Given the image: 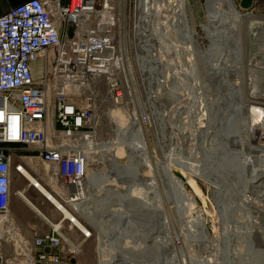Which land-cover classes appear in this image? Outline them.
Here are the masks:
<instances>
[{"label":"built area","instance_id":"2783aa9c","mask_svg":"<svg viewBox=\"0 0 264 264\" xmlns=\"http://www.w3.org/2000/svg\"><path fill=\"white\" fill-rule=\"evenodd\" d=\"M141 1L29 0L0 16V264H80L87 239L64 232L71 219L49 199L60 218L34 211L41 222L23 227L12 215L13 198L26 204L22 193L31 187L14 191V182L27 180V172L78 219L91 166L83 144L95 140L98 85L116 105L131 64L150 77H174L175 55L166 51L172 60L164 63L155 57L161 39L154 21L165 0H144L145 17ZM131 46L139 49L135 57ZM139 118L150 126V116Z\"/></svg>","mask_w":264,"mask_h":264},{"label":"bare ground","instance_id":"6f19581e","mask_svg":"<svg viewBox=\"0 0 264 264\" xmlns=\"http://www.w3.org/2000/svg\"><path fill=\"white\" fill-rule=\"evenodd\" d=\"M176 2H177L176 5H172L171 0H165L164 2L162 1L159 2V11H157L156 19L154 21V26H155V30L157 32L158 31L160 32L158 36L161 40L159 41V44L156 45L157 52L155 54V57L158 61L164 63L165 58L162 55V53H165L166 51H169L170 53L172 52L173 55H175L174 60L177 64L175 69L179 70L178 66H180L182 70L181 69L179 71L174 70L175 73L173 75L176 79L172 75L166 76V74H164V76L162 77L163 80L162 81L158 80L159 82L156 84H158V86H161L169 82L171 83V86L173 85L174 87H177L178 85L180 86L182 82L186 86V88L194 87L195 82L193 80L194 78L195 79L197 78L195 77L196 76L195 75L196 63L201 64L202 68H205L206 66L211 67L212 65L210 64L212 63L211 59H215L217 61L215 63L216 64L220 63L221 67L223 65L225 66L227 65L228 67L233 65L235 66V70L241 71V61L242 60H241L240 49L238 47L241 45H237V47H235L234 49H231L230 47L227 46V44L229 43L231 38H236L234 36V32L236 30V27H238L239 24L241 23V21L243 22L242 19L251 18V15L247 14V15L242 16L237 10L234 0H207L206 6H207L208 18H209L211 27H209L207 24L205 25L202 23L200 25V28L202 29L207 40L211 42V45L208 47V49L204 50L193 42V38L196 36V33H195L194 26L192 24V18L189 17L187 10H186L187 0H176ZM144 3L145 1L142 0L141 1L142 17H145L144 9H147ZM151 13L153 14L154 11H151ZM162 19H164V21H162ZM218 24H221L223 26V29L218 28L219 27ZM165 32L168 34L170 38L166 37ZM170 39L172 40V43H170L171 42ZM262 42L264 43V38L262 39ZM158 50L159 51L163 50L164 52L163 51L159 52ZM185 56L186 57L189 56L188 60H185L186 59ZM194 57L197 62H194L193 60ZM191 65H193V68H191ZM214 67L215 65L211 67V69L210 68L209 69L207 68V69L210 70L211 72V70L213 71ZM143 69L144 68L141 66V70ZM215 70H217L218 72L219 68L215 67ZM224 75L223 77H225ZM183 78L186 79L184 80L185 82L182 80ZM234 85L235 83H232L231 85H229L230 87L228 86L229 87L228 93H224V94L218 93L217 95L215 94L214 96V98L216 97L215 101H211L210 99L205 98L207 96H203L204 95L203 93L192 91V88L186 92L184 91V93H175L173 95L175 100L174 99L172 100H174V103L176 104V108H175V110L177 111L176 113H178V111L185 110L183 113L185 115L183 117H180V115L178 116V114L174 116L175 113L174 111H172L173 117H176L175 119L176 123L172 119V121L174 122L173 124H175L173 128L177 132L178 127H179L178 125H180L177 122L178 117L182 119L181 121H183V119L190 118L191 121H189L190 125H188L189 127H188L187 134L185 133V131H182V133H179L180 134L179 136L183 137L185 135L189 141H192V145L194 146L192 147L193 150L198 149L199 154L204 153L199 156V160L195 158V161H193V159L191 161L189 158H188L189 160L188 159L184 160L182 156L177 152L176 147L174 145H171L173 147H171L170 150H168V153L164 154V156L158 159V161L155 164L152 163L154 161L150 160L148 144H147L146 137L144 134L143 124L141 123L139 116L131 117L130 124L128 125V127H125V125L129 121V118L128 116L124 114V111L122 110V108L120 107V109L117 108L116 110L111 111L113 118L117 122V128H118V134L115 138V142L113 145H111L108 148L109 152L111 153V162H112L113 169L111 171H108L107 175L109 178L106 175V177L104 178L105 180L104 181L102 180L103 182L102 181L100 182L105 185V183L107 182L109 183V181L113 183H116V182L120 183V182L126 181L128 182L126 183L127 189L124 192L123 191L120 192L114 188H109L111 195H113L111 196L112 198L109 197V200L106 201V203H102L103 201H101L100 203L98 199H94L95 206L93 208H89L88 206H86L87 204L85 203L86 199H84L83 201H81L79 205H77V209L79 213L83 216V218L85 217V219H87V223H90V225L97 230L96 231L98 232L97 234H99V241L101 243L98 244L97 246V252L99 253V259L97 260V264H164V263H167V260H169L170 264H193L192 259H189L187 255L184 254V250L190 249V247L195 245V243H198L203 251H202V255L200 256V259L198 260V262L196 260L193 261L194 264H215L214 259L216 258L217 254H220L219 252L221 249L220 248L221 243L222 242L226 243V239H228L227 236H229L230 233H232L231 232L232 229H230V226H229L230 221H227L228 219L224 220L226 218H229V216H227L226 218H223V216H224V212L226 213L225 210L227 208L229 209V206H231L230 197L232 195L231 192L233 193L232 191L233 189L230 190V187L235 186V183L234 184L227 183V185L225 186L227 187V189L225 190V192L223 191L222 187L218 183V180L220 181L227 165H225L224 163L219 164L218 163L219 158L215 157V155H217L218 153L217 152L218 150H223V151L225 150L226 152L228 151L227 153L230 155L229 153L230 148H228L229 146L227 145V142L229 140L237 144L245 143L247 146V149L250 152L244 155L243 160H240L242 162V163L240 162L241 164H237L238 162L236 163V165H239V166H236V168L241 166L243 171L248 172L247 173L248 176H246L248 179L246 180L244 179L245 182L243 184V188L241 189L242 191L240 192L241 199L239 198L242 206L246 208L247 212L250 215V217H248L247 224L243 227L245 229V231L242 233L244 234L243 237L245 236L246 238L248 236L247 240L249 241L251 237H253V234L256 232V234L258 235V238H260L261 241L264 243V227H263V219H264L263 217L264 215V112L261 111V109L254 107V109L251 110L253 112L251 113V117H250V114L248 113L249 110L247 109L249 102L247 104L245 101V95L240 90L242 87L239 88ZM217 97L219 99H217ZM180 99H183L184 101H186L185 105L187 104L189 107L183 105V107H181V109L178 108L179 109L178 110L177 105L179 103L177 101H179ZM222 102L233 106V108L230 107L231 110L229 113L231 115L233 114V116L230 117V115L226 114V112L229 110H227V108H222V104H224ZM211 108H214V109H211ZM243 110H245L244 116L241 114ZM192 115L194 116L192 117ZM162 117L163 119L166 118L165 114L162 115ZM180 118L178 119V121L180 120ZM229 118L236 120L237 125L238 123H240V121L243 120L242 121L243 125L239 129L236 128L232 132L229 130L230 129L229 124H228ZM161 122H158V124ZM212 122L216 123V133H215L216 134L215 135L216 144H212L213 143V139L211 138L212 128L210 127V123L212 124ZM152 125L153 124L150 123V126ZM165 127L166 125L164 126V128ZM158 129L160 130V128ZM128 131L130 134L128 133L127 135ZM248 131H249L248 136L244 137L241 135V133H246V132L248 133ZM176 132H175V135L173 134L175 137L178 136V133L176 134ZM173 135H171L170 137L171 140H172V137H174ZM253 140L257 141V145H255V147L250 145V142ZM83 145L88 155V160L89 162L92 163L93 158H94L93 155L95 154L94 143L91 140H86ZM221 147L222 149H220ZM223 151H222V154H223ZM252 152L254 153V155H252ZM194 154L196 153L194 152ZM228 154L226 155V157L228 156ZM189 155H192V153L190 152ZM209 155H211L212 157ZM234 156L236 157L235 154ZM120 158L121 159L125 158V161H126L125 164H122L119 161ZM224 158L225 156L223 157V160H225ZM240 159H241V156H240ZM102 160L103 162H106V158L104 157V155L102 156ZM196 162L204 163V165L202 166H206L203 168V171L205 172V175H206L205 178L209 179V182H210L208 187H210L213 190L214 203L216 204V208L218 210L217 214L220 217V219L222 218L220 220L222 223L221 225L223 227V231H222L223 233H221L222 235H220V233H218V231L216 230L217 227L215 226L217 224L214 226L215 230L212 229L214 231H213V235H211L209 232L208 224L206 222V218H205L203 210L201 209L195 212V208L197 207L196 198L200 197L201 199H203V194L197 184V180L200 178V175L198 171H196L195 169ZM214 165H215V168L213 167ZM210 166H212L215 169V170H212V171H215V174H212V172H210L211 170L209 171ZM142 167H146L149 170L148 173L149 175L151 174L150 178L146 179L144 176H142V173L140 170V168ZM175 168L179 169L182 173L185 174L187 178L186 182L190 183V185L193 187L194 192L196 194L195 196H193L192 194L190 195L189 194L190 192H188L185 189L184 180L179 178L176 174H174ZM103 171L107 173V169ZM23 173H25V176L27 177V180L30 182V185L33 188H35V190L41 196H43L44 199H49V201H51V203H53L57 209H61L64 215L67 218L71 219L70 223L73 226V228H76L79 231H81L86 238H90L92 236L91 231H89L87 227H85L78 219L72 217V215L69 214L68 210L65 207H63L58 201L53 199L50 193L41 185V183H39L35 178H32L27 172L23 171ZM110 176H112V178H110ZM99 180H101V177L97 176V174H94L92 177L87 176L86 181L83 183V187H82L83 193L85 194V188H87L88 185L91 186V189H93L92 187H95V189L97 190L100 187ZM228 180H229V177H228ZM222 181L223 180H221V184H222ZM146 186H148L151 191L152 201L154 202V204L152 205H156L155 208H157V211H158L157 219L161 226H163L165 229H168V226L171 223L169 221L170 219H168L167 217V214H168L167 209H170L172 213L174 214V216L178 220L180 219V221L183 222V227H181L179 231L172 233L170 230L169 231L167 230L169 233H166L167 234L166 237L162 239L160 242H158L157 239L153 238L152 240L154 241V245H148L146 238L144 237L138 238L137 236L136 238L138 242L136 244L132 243L131 239L135 236H132L129 234L126 235V233L128 232L123 233L122 231L127 230L128 227H131L134 225L136 227L135 223L134 224L130 223L131 222L130 217H132L133 215L128 217L129 211L126 210L125 212H121V210L118 209L119 206L126 207L127 205H132L134 203L135 205L133 206L139 205L140 210L142 209L141 211L143 213L147 212L146 208L149 207L147 203L150 200L149 201L147 200V203H146L145 202L146 197H144L142 194L143 193L142 190ZM225 187L223 186L224 189ZM96 190L94 191L95 192L94 194H96ZM249 190L252 195L251 197L247 195V192ZM87 191H90V190H87ZM22 195L24 196V202L28 205V207L32 209L33 212L39 211L41 214H43L38 207H36L29 199L25 197L24 193H22ZM114 195L118 197L121 196L120 198L124 200L123 204L116 203V201L113 199ZM85 196L87 195H84V198H86ZM223 197L225 199L227 198L226 201L224 202L221 200ZM128 202L130 203L128 204ZM221 206H223V208H221ZM103 212H107L109 214V219H107V222H108L107 229H104L100 225L104 223L103 216H102ZM251 214H256V216L253 217V215L251 216ZM122 218L125 221L123 223V226H120L121 228H119V221ZM150 218H149V221H150ZM147 220H143V221L145 222ZM140 222L142 223V221ZM151 224H153V222ZM213 225H211V228ZM140 226H137V227H140ZM173 227H172V230H173ZM119 230L122 233L119 232ZM144 230L146 231L147 229H144ZM129 231H130V228H129ZM160 231H158V233ZM233 235L235 236V234ZM177 241H180V242L183 241V243L185 242L186 244L185 247L176 246L175 248H169L170 244L175 245ZM161 242H163L162 246L160 245ZM244 243H246V240H244ZM224 248L225 250H228L227 244L226 246L224 245ZM148 249L155 250V251H158L159 249H164L167 252L169 258L168 257L163 258L161 254L157 255V253L156 255H154L153 252L148 251ZM210 249H211L210 251L211 254L206 253L205 255L204 254L205 251L208 252ZM140 250H143V254H144L143 256H140V254L138 253V251ZM160 251L162 252V250ZM165 251H164V254H165ZM242 251L240 252L238 250L233 249L232 255L229 252L230 254L229 253L228 254L231 255L232 258L237 257V260L234 259L235 261L232 260L231 258L232 262H230L229 264H252L250 261V255L253 252V245H251V243L247 244V250L245 251V254H243ZM101 253L106 254L108 257L105 259H102L100 257ZM225 253L227 252L224 251L223 254ZM211 256L214 257V259H212ZM226 259H227V256L225 257V260ZM229 260L230 258L227 259L228 262ZM221 263L223 264V262Z\"/></svg>","mask_w":264,"mask_h":264},{"label":"rangeland","instance_id":"374dc122","mask_svg":"<svg viewBox=\"0 0 264 264\" xmlns=\"http://www.w3.org/2000/svg\"><path fill=\"white\" fill-rule=\"evenodd\" d=\"M206 2H207V0H187V5H186L187 13H188L189 17L192 18V24L194 26L195 33H196V36L193 38V42L204 50L208 49V47L210 46V43L207 40V38L205 37L202 29L200 28V25L203 23V24H205V25L207 24L209 27H211L210 22H209V18H208V11H207ZM234 2H235L237 10L239 11V13L242 16L247 15V14L251 15V18L242 19L243 22L241 21V23L238 26L239 28L236 27V30L234 32V36L236 38H231V40L227 44V46L230 47L231 49H234L235 47H237V45H241V46H238L240 49L241 60H242L241 61V71L235 70V66H233V65H231L230 67H228L227 65L226 66L223 65L221 67V64L219 63L220 64L219 65L217 63L219 65L218 66L215 63V62H217L215 59H211L212 63H210V64H212L211 67H213L214 65H215V67H218L219 68L218 72H217V70H215V67H214L213 71L211 70V72H210V70H208V69L209 68L211 69V67L206 66L205 68H202L201 64L196 63V66H195V72H196L195 75L196 76L195 77H197V78L196 79L194 78V80H193L195 82L194 83L195 88L194 87H191V88H192V91L203 93L204 94L203 96H207L205 98H208L211 101H215V98H216V97L214 98L215 94L217 95L218 93H223V94L228 93V90L230 87L229 85H231L232 83H235L234 86H237L239 88L242 87L240 90L245 95L246 103L248 104V102H249L247 109L250 111V112L248 111V113L250 114V117H251V113L253 112L251 110H253L254 107L261 109V111L264 112V43L262 42V39L264 38V0H253L251 6L248 7L247 9H244L241 6V3H240L241 0H234ZM162 21H164V19H162ZM127 24H128V22H127ZM218 25H219L218 28L223 29V26L221 24H218ZM165 35L167 38H170L166 32H165ZM130 36H132V34ZM235 39H237V40H235ZM232 40H234V41H232ZM132 42H133V40H132ZM135 43H137V42H135ZM131 48L132 49L129 48V51L131 52V55L133 57H135V54L138 53L139 49H138V47H135V46H131ZM161 51H163V50H160L159 52H161ZM162 55L164 56L165 53H162ZM188 57L189 56H187L185 60H188ZM164 58L167 61L172 60V59H169V56H167V55H165ZM193 60H194V62H197L195 60V57L193 58ZM172 62L175 64L174 59ZM194 62H193V64H194ZM131 65H132V68L128 69L127 75H126L127 81H128V87L125 86L127 88L126 92L122 94L121 98H119L118 104L115 105V103H112L109 100V97L106 95V90H105L103 85H101V84L98 85V88L100 89V92H101L100 93L101 98L99 100H101V101L97 102V105H96V120L94 123L95 140L93 141L94 148H95L94 149L95 154L93 155L94 156L93 162L91 163V166H90L89 171H88V177H92L94 174H97V176L101 177V180H99L100 187L97 190L95 189V187H92L93 189H91L90 185H88L87 188H85V194L84 195H87V196H85L86 197L85 203H87L86 206H88L89 208H93L95 206L94 199H98L100 201V203H101V201H103L102 203H106V201L109 200V197L113 196V195H111L109 188H114L120 192L121 191L124 192L127 189L126 183H128V182H126V181H123L120 183L119 182L113 183V182L109 181V183L107 182V183H105V185L100 182L102 180L104 181L105 180L104 178L108 174V171H111L113 169L112 162H111V153L109 152L108 148L114 144L115 138L118 134V128H117V122L115 121V119L113 118V115L111 113L112 110H116L117 108L120 109V107L122 108V110L124 111V114L126 116H128V118H129V121L127 122L125 127H128V125L130 124L131 117H134V116L140 117L142 115H148V116L150 115V116L154 117V118L150 117L151 123L154 126L152 125V126L147 127V125H145V126L143 125L144 134H145L146 141L148 144L150 160L154 161V162H152L154 164L158 161V159H160L162 156H164V154L168 153V150H170V148L173 147L171 145H174L176 147L177 152L182 156V158L184 160L188 159V158L191 161H192V159H193V161H195V158L199 160V156L204 154V153L199 154L198 149L193 150L192 147H194V146L192 145V141H189L185 135L183 137L179 136L180 135L179 133H182V131H185V133L187 134L188 127H189L188 125H190L189 121H191V119L186 118V119H183V121H181L182 119L180 117H183L185 115V114H183L185 110L184 111L181 110V111H178V113H176L177 112L175 110L176 104L174 103L175 99H174L173 95L175 93H184V91L186 92V91L190 90L191 88H186V86L182 82H181V85L180 86L178 85L177 87H174L173 85L171 86V83H169V82L164 84V85L158 86V84H156V83H158L160 80L161 81L163 80L162 76H159L160 79L157 78L156 76H154V78L150 77V75L147 73L146 70H140L139 71L138 69H136L134 67L133 64H131ZM178 67L180 70L181 67L180 66H178ZM191 68H193V65H191ZM179 70L176 69V71H179ZM238 72L240 75L238 74ZM223 75L225 77H223ZM260 76H262V77H260ZM222 78H224V79H222ZM182 80L184 81L186 79L183 78ZM224 80H225V82H224ZM172 99H174V100H172ZM217 99H219V98L217 97ZM179 101H177L179 103L177 105V109L178 108L181 109V107H183V105H185V103H186V101H184L183 99H180ZM187 101H189V100H187ZM222 103H224V102H222ZM228 103H230V102H228ZM185 106H188V105L186 104ZM219 106H220V104H219ZM230 107L233 108V106H231L227 103L222 104V108H227V110H229L227 112L226 111H224V112H226V114L230 115V117H231V116H233V114L232 115L229 114L230 110H231ZM211 109H214V108H211ZM172 111H174V113H175V114L173 113L174 116L176 114H178V116L180 115V117L177 118V122L180 124V125H178L179 127H178L177 132L173 128L175 125L173 123L174 122L176 123V121H175L176 117H173ZM168 112L169 113L171 112V113L169 114ZM164 114H165L167 119L166 118L163 119L162 115H164ZM241 114L244 116L245 110H243V112ZM111 115H112V117H111ZM169 116H170V118L171 117H173V118H171V120H170ZM193 116L194 115H192V117ZM179 118H180V120H179L180 122L178 121ZM172 119L174 120V122L172 121ZM164 120L167 121L168 123L165 122ZM217 120H218V118H217ZM242 121H240V123H238V125H237L236 120L229 118V121H228V124L230 127L229 130L233 132L236 128L239 129L243 125ZM158 122H161V123L158 124ZM165 125H166V127H165L166 129L164 128ZM236 126H238V127H236ZM210 127L213 129V130L211 129V133H212L211 138L213 139L212 144H216V142H215V139H216V136H215L216 135L215 134L216 133V123H214V122H212V124L210 123ZM158 128H160V130ZM171 128H172V130H171ZM151 129H152V131H151ZM129 131L127 132V135L129 133ZM154 132H155V134H154ZM175 132H176V134L178 133V136L176 135L177 137L174 136ZM170 134L171 135L174 134L173 135L174 137H172V140L170 138L171 137ZM248 134H249V131H248V133L247 132L241 133V135L244 137L248 136ZM165 140H166V142H165ZM154 141H155V143H154ZM252 142L253 143L255 142V143L253 144ZM227 145L229 146L228 148H230L229 149L230 155L227 153L228 151L226 152L225 150L224 151L218 150L217 151L218 153H217V155H215V157L219 158V160H218L219 164L224 163L225 165H227L225 170H224V173L222 172L223 176L221 177L220 181L218 180V183L222 187L223 191L225 192V190L227 189V187H225L227 185V183H229V184L235 183V186L230 187V190L233 189L232 191L235 195L231 192V194H232L230 197V202H231L230 205L231 206H229V209L227 208L228 210L227 209L225 210L227 215L224 212L225 217L223 216V218H226L227 216H229V218H226L224 220L228 219L227 221H230L229 226H230V229H232V231H231L232 233H230L231 237H230V235L227 236L228 239H226V243H224V242L221 243V245H220L221 249L219 252L220 254H217L215 259H214V257H212V256L211 257H212V259H214L215 264H217V263L222 264L221 262H223V264H227V263L229 264L230 262H232V260H234V259L237 260V257L232 258V256H231L233 254V249L238 250L240 252L242 250H244L242 252H243V254H245V251L247 250V244L251 243V245H253V252L250 255L251 263L252 264H264V254H263L264 253V243L261 241L260 238H258V235L256 234V232L253 234V237H251V239L249 241L247 240L248 236L245 238V236L243 237L244 234H242L245 231V229L243 227L247 224L248 217H250L246 208H244V206H242L241 201H240V199H241V193L240 192L242 191L241 189L243 188V184H244L245 180L248 179L246 177V176H248L247 175L248 172L243 171L241 166L236 168V166H239V165H236V163L238 162L237 164H241L242 162L240 160H243L244 155H246L250 152L247 149V146L245 143L244 144L243 143L237 144V143H235V142L233 143L232 141L229 140L227 142ZM250 145L255 147V145H257V141L256 140L251 141ZM186 147H187V149H186ZM184 149H185V151H184ZM220 149H222V147ZM222 151H223V154H222ZM12 152H14L15 154L24 155V156L30 155L29 151H24V152L12 151ZM190 152L192 153V155H189ZM194 152L196 154H194ZM225 152L228 154L227 157L229 159L226 157L227 154ZM233 153L236 155V157L234 156ZM103 155L106 158V162H103V160H102ZM252 155H254L253 152H252ZM209 156H211V155H209ZM224 156H225V158H224L225 160H223ZM240 156H241V159H240ZM233 159H235V160H233ZM100 161H102V162H100ZM119 161L122 164H125V162H126L125 158H122V159L120 158ZM202 165H204V163H199V162L195 163V169H196V171H198V173L200 175V178L197 180V184L200 187L201 192L203 194V199H201L199 197L196 198L197 199V207L195 208V212L198 210H201V209L203 210L205 218H206V222L208 224L209 232L211 235H213V231L215 230L214 226L216 224H217L215 226V227H217L216 230L218 231V233H220V235H222L221 233H223L222 232L223 227H222V225H221L222 223L220 221L222 218L220 219V217L217 214L218 210L216 208V204L214 203L213 190L210 187H208V185L210 183L209 179L205 178L206 175H205V172L203 171V168L206 166H202ZM213 167L215 168V165ZM213 167L210 166L209 171L211 170L210 172H212V174H215V171H212V170H215ZM105 169H107V173L103 171ZM140 170H141L142 176H144L146 179L151 177V174L149 175V173H148L149 170L146 167H142V168H140ZM174 174H176L179 178L184 180L185 189L188 192H190L189 193L190 195L192 194L193 196H195L196 195L195 192L191 189L190 185L186 182V178H184L181 175V172L174 169ZM152 175H153V173H152ZM244 175H245V177H244ZM30 176L32 178H35L32 175H30ZM227 176L229 177V180H228ZM107 177H108V175H107ZM239 177H241V178H239ZM110 178H112V176H110ZM221 180L224 181V182L222 181V184H221ZM240 181H241V183H240ZM28 184H29V181L24 180V179H19L16 176L15 182H14V187H13L14 191H17V190L22 189V188H26V186ZM223 186L225 187V189L223 188ZM87 190H90V191H87ZM95 190H96V194H94ZM142 192L141 193L143 194V196L146 197L145 202L147 203V200L151 201V202L149 201L147 203L149 205V207H147L148 210L146 208L147 212L143 213L141 211L142 209L140 210L139 205L133 206V205H135L134 203L132 205H127L126 207L125 206L124 207L123 206L118 207V209H120L121 212H125L126 210L129 211L130 213L128 212V217H130L132 215L134 216V217L133 216L130 217V221H131L130 223L136 224V227H135V225L128 227L127 230H124L122 232L123 233L128 232V233H126V235L129 234V235L135 236L131 239V242L134 244H136L138 242V240L136 238V236H137L138 238H140V237L146 238L148 245H154V241L152 240L153 238L157 239L158 242H160L162 239H164L166 237V235H167L166 233H169L168 232L169 230L172 233L179 231L180 228L183 227V222L180 221V219L178 220L174 216V214L172 213V211L170 209H167V213H168L167 217H168V219H170L169 221L171 223L169 224L168 229H165L158 222V219H157L158 211H157V208H155L156 205H152V204H154V202L152 201L151 191H150L149 187L146 186L142 190ZM27 194L28 195L24 194L25 197L27 199H29L30 201L32 199L33 202L39 206L38 208H41L42 213L43 212L47 213V214L52 213L54 215V218H56V219L61 217L60 213L56 212L50 204L45 203V199L43 198V196H41L35 190V188H33L31 186L29 188V190L27 191ZM247 195L250 197L252 196L250 190L247 192ZM120 197L114 195L113 199L116 201V203L123 204L124 200ZM226 199L223 197L221 200L224 202V201H226ZM129 203L130 202H128V204ZM42 204H44V205H42ZM26 205L27 204H24L22 201L13 198V200H12V215L17 218V221L23 227L28 226L30 223L31 224L40 223L41 221L35 217L32 209L30 207H28V205L27 206ZM126 208H128V209H126ZM167 208H169V207H167ZM221 208H223V206H221ZM252 215H253V217L256 216V214H251V216ZM102 216H103L104 223L100 224V225L104 229H107V225H108L107 219H109V214L107 212H103ZM169 216H170V218H169ZM263 217H264V215H263ZM77 218L85 227H87V229L89 231H91L92 236L90 238L85 237L87 240L84 242L82 252H81L80 256L76 258V260L80 264H97V260L99 259V253L97 252V246H98V244L101 243L99 241V234H97L98 233V232H96L97 230L94 227H92L90 225V223H87V219H85V217L83 218V216L81 214L78 215ZM149 218H150V221H149ZM143 220H147V221L144 222ZM124 221L125 220H123V218L119 221V228H121L120 226H123ZM140 221H142V223ZM152 222H153V224H151ZM140 224H141V226L142 225H144V226L141 227ZM87 225H89L90 227ZM211 225H213L212 228H211ZM137 226H140V227H137ZM62 227L64 228V232L66 234H68L70 237H73V239H79V240L81 239L82 240L84 238V236L81 234V232L78 229L73 228V226L71 225L70 222L63 223ZM88 227L91 229H89ZM172 227H173L174 231L172 230ZM263 227H264V219H263ZM129 228H130V231H129ZM144 229H147L148 231L147 230L145 231ZM212 229H214V230H212ZM241 230H242V232H241ZM139 231H141V232H139ZM158 231H160V232L158 233ZM119 232H121V231L119 230ZM234 232H236V233H234ZM233 234H235V236ZM240 236H242V237H240ZM238 237H240V238H238ZM244 240H246L247 244L244 243ZM223 244L225 246L227 244L228 250H225ZM160 245L162 246L163 242H161ZM185 245H186L185 242L183 243V241L182 242L177 241L175 245L170 244L169 248H175L176 246L177 247L178 246H184L185 247ZM196 246H197V248H196ZM160 250H162V252ZM148 251H152L154 255H156V253H157V255L161 254V256H163V258L168 257V254L164 249H159L158 251L148 249ZM164 251H165V254H164ZM202 251L203 250L200 247V245L198 243H195V245L191 246L190 249H185L184 254L187 255V257L189 259H192V263L194 264L193 261L196 260L198 262V260L200 259V256L202 255ZM210 251H211V249L208 252L205 251V253L204 252L203 253L205 255H206V253L211 254ZM224 251L227 253L223 254ZM229 252L231 253V255H229L230 254ZM138 253L140 254V256L144 255L143 250L138 251ZM221 254H223V255H221ZM224 256L225 257L227 256V259L230 258L229 262L227 261V259L225 260ZM100 257L102 259H105L108 256L106 254L101 253ZM231 258H232V260H231ZM197 262H195V263H197ZM164 264H170L169 260H167V263H164Z\"/></svg>","mask_w":264,"mask_h":264},{"label":"crops","instance_id":"0c3cea01","mask_svg":"<svg viewBox=\"0 0 264 264\" xmlns=\"http://www.w3.org/2000/svg\"><path fill=\"white\" fill-rule=\"evenodd\" d=\"M26 1H29V0H0V16L8 13V11L11 8H13L17 5H20ZM252 2H253V0H241L240 3L244 9H247L248 7L251 6Z\"/></svg>","mask_w":264,"mask_h":264},{"label":"water","instance_id":"95a60500","mask_svg":"<svg viewBox=\"0 0 264 264\" xmlns=\"http://www.w3.org/2000/svg\"><path fill=\"white\" fill-rule=\"evenodd\" d=\"M210 43V45H211V42H209ZM215 46H216V44H215ZM175 170H178L179 172H181L179 169H176L175 168ZM181 175L184 177V178H186V176H185V174L184 173H182L181 172ZM186 180H187V178H186ZM189 185H190V183H188ZM190 187H191V189L194 191V189H193V187L190 185ZM200 188V187H199ZM201 190V189H200ZM200 198V197H199Z\"/></svg>","mask_w":264,"mask_h":264}]
</instances>
